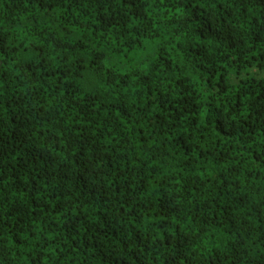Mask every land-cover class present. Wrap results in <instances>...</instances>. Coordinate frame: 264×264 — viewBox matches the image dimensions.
<instances>
[{
    "label": "trees",
    "instance_id": "trees-1",
    "mask_svg": "<svg viewBox=\"0 0 264 264\" xmlns=\"http://www.w3.org/2000/svg\"><path fill=\"white\" fill-rule=\"evenodd\" d=\"M0 264H264V0H0Z\"/></svg>",
    "mask_w": 264,
    "mask_h": 264
}]
</instances>
